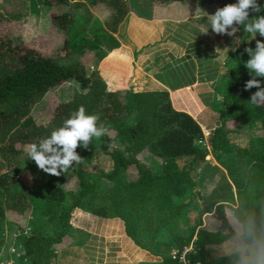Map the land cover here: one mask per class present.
<instances>
[{
    "label": "trees",
    "instance_id": "obj_1",
    "mask_svg": "<svg viewBox=\"0 0 264 264\" xmlns=\"http://www.w3.org/2000/svg\"><path fill=\"white\" fill-rule=\"evenodd\" d=\"M29 0L30 11L25 15L36 13L38 5L47 7V16L51 26L63 36L61 46L48 54L25 47L13 39L0 37V128L9 131L20 125L19 134L13 138L24 139V130L34 123L29 115L30 108L47 92L60 84L75 80L80 88L91 92L97 97L101 94L113 97L112 109L105 108L97 114L98 125H103L106 132L100 137H92L86 148L79 145L75 149L81 157L75 163L74 177L78 187L74 190L65 186L69 180L65 171L59 175L45 173L33 165L34 183L25 187L20 183L8 182L9 177L0 178V186L4 187L7 197L0 200V226L5 219L6 208H26L34 198H39V220L47 218L53 231L47 233L37 226L23 246L24 258L31 264H81L82 255L76 248L82 240L76 241L61 252L55 246L61 244L66 237H74L70 224L71 214L75 209H81L100 217H117L125 226L129 238L141 249L158 254L160 246L152 248V243L143 241L145 218L147 224L155 220V237L161 228H168L181 216L182 204L176 203L185 189L189 188L191 174L197 166L206 163L209 151L196 144L203 139L200 125L188 114L173 109L169 94L162 92H130L131 107L126 110L115 98V93L108 91L106 84L96 70L94 75H88L81 63L75 58L74 52L85 49L93 51L98 60L118 46L117 40L110 32L127 14L124 0H92L94 7L101 5L109 11L105 20V28L97 30L91 37L76 27L77 10L85 6L82 0ZM190 2L193 0H157L160 4L171 2ZM209 3L229 4L235 0H204ZM69 3V4H68ZM15 12V11H14ZM89 16L91 13L88 12ZM15 15V16H14ZM19 14H13L14 17ZM21 16L20 18H22ZM17 21H20L18 18ZM209 27L208 19L199 20ZM243 24L233 23L225 33H214L217 40L230 48L227 61L228 76L224 82L221 102L216 106L217 127L208 138V144L213 152L224 147L234 153L239 160L245 158L251 165V174L244 178L232 176L238 191L241 206L246 211L238 209L236 220L241 226V238L244 247L258 243L261 255L264 257V102L252 103L251 97L258 91L257 87L245 89L250 79L260 81L259 88H264V77L255 76L245 67L251 58L245 49L255 50L256 41L249 33L244 34ZM235 31L233 32V28ZM231 33V35H229ZM242 35V36H241ZM257 41L264 42V37ZM240 45L238 46V44ZM11 57V65L4 59ZM75 58V59H74ZM98 78V82L93 79ZM95 89L97 91L95 92ZM133 114L136 124H130L129 116ZM228 121L237 122L238 126L257 128L259 136L251 137L250 147L238 149L228 145V136L234 131L227 129ZM115 133V137L110 135ZM50 136L46 135L42 139ZM127 140L124 147H117L118 140ZM147 149L151 154L163 160L161 172L153 169L139 158V154ZM106 158V163L94 166L97 157ZM135 167L137 179L130 180L128 172ZM218 169V168H217ZM59 172V169L57 170ZM100 180L112 184V188L103 196L97 190ZM107 197V200L104 199ZM216 204L213 216L216 228L212 231L200 228L193 242L196 246L190 254L192 261L201 264H237L245 257L243 252L206 261L208 244H222L237 235L230 224L225 211L226 203L235 202L232 193L216 194L213 198ZM240 206V207H241ZM144 215L145 216L144 218ZM151 225V224H150ZM184 237L174 233L173 238L178 246L176 257H164L160 264H179L181 252L189 246L192 237ZM77 238V239H78ZM1 243V242H0Z\"/></svg>",
    "mask_w": 264,
    "mask_h": 264
},
{
    "label": "rangeland",
    "instance_id": "obj_2",
    "mask_svg": "<svg viewBox=\"0 0 264 264\" xmlns=\"http://www.w3.org/2000/svg\"><path fill=\"white\" fill-rule=\"evenodd\" d=\"M89 7L93 8L92 0H86ZM126 1V7L128 4L135 10H148L147 8H154L155 6H168V5H189L194 12L205 15L204 19H208V16L214 14L218 8H222L227 4L216 2H205L204 0H193L190 2H171L167 4H160L157 0H124ZM230 2L229 4H235ZM258 5L264 4V0H256ZM38 6H40L38 8ZM36 9H42V5H38ZM98 11L96 13L104 19V13L99 9L101 5H98ZM103 8V7H102ZM15 11V12H14ZM30 11L29 0H0V37H7L13 39L14 42L21 43L25 47L35 49L43 54L53 52L56 47L61 46L63 42V36L56 32L54 26H51L50 20L46 21V12L41 10L36 23L40 19V23L35 26H31L32 15H25ZM248 11V21H251L256 16H264V11L253 12L250 9ZM95 12V11H94ZM19 14L14 17L13 14ZM86 11L83 9L77 10L76 27L81 30L83 27L90 26V21L84 19ZM23 16L22 18H20ZM20 21H17V19ZM107 18H105L106 20ZM201 20V19H200ZM46 23V25H45ZM243 26V25H242ZM235 28V27H234ZM246 31H244V34ZM242 36V35H241ZM91 37V36H88ZM260 35L257 33L252 36L253 40L257 42ZM240 43L238 44V46ZM75 58L81 63L88 75H94L97 70L98 56L93 51H85V49L77 50L74 52ZM74 58V59H75ZM6 60V61H5ZM4 63L11 65V57L4 59ZM229 68V66H228ZM229 73V71H228ZM93 79L98 82V78ZM107 88V87H106ZM97 89H95V92ZM116 95V99L127 110L131 107L129 96L123 92H113ZM114 98L107 97L104 94H93L92 91L86 92L82 90L79 84L75 80L66 81L53 90L47 92L40 100L35 102L31 106L29 115L33 118V125L24 130V134L27 138H13L19 134L21 127L16 125L9 131L0 128V178L9 177L8 182L22 184L25 187H31L34 183V161L30 160L27 155V145L31 143L38 144L40 140L46 135L59 127L63 126V122L68 119L80 106H83L86 114H101L103 109H112V100ZM264 102V101H260ZM99 120V119H98ZM131 125H135V117L133 114L129 116ZM98 122V121H97ZM217 125L208 131H204L205 136L203 139H199L196 144L200 147L206 148L209 153L206 157V163L197 166L196 170L191 174L190 187L185 189L176 203L182 204L183 209L179 219L174 222L168 228H161L160 232L155 237V227L158 222L150 220L147 224V219L144 215L145 230L143 232V241L152 243V248L160 246L159 253L152 255L159 258L160 261L164 257H176L178 253V246L175 242L173 235H182L184 237H190L192 234V240L187 247L189 250L188 256L194 253L196 246L194 241L196 239V233L200 228H206L210 231L216 228L213 211L216 204L213 198L216 194L229 195L233 194L235 202L226 203L225 211L229 218L230 224L236 231L237 235L232 239L222 244H208L206 249L208 250V257L206 261H211L221 257H228L239 252H243L244 258L242 262L237 264H264V257L261 255L260 246L258 243L244 247L239 234L241 233V226L236 220V212L238 209L246 211L247 207L241 206L240 199L237 194L238 191L233 183L232 176L238 178H244L250 176L251 165L248 164L245 158L241 160L230 152L227 147H224L220 151L213 152L211 146L208 144V138ZM227 129L234 131L228 136V145L238 149H246L250 147V139L254 136H259L261 131L257 128H250L247 126H238L235 121H228ZM110 135L115 137V133L111 132ZM128 141L125 139H119L115 146L124 147ZM139 158L144 163L148 164L155 173H160L163 165V160L151 154L147 149L139 154ZM106 163V158L102 155L97 157V167ZM218 168V169H217ZM68 177L66 182L67 189H76L78 187L77 179L74 177L75 163L69 168L64 170ZM128 178L130 180H136L135 167H131L128 172ZM1 181V180H0ZM3 181H1L2 183ZM112 188V184L106 180H100L97 185V190L103 196ZM7 192H4V187L0 186V200L4 201L7 197ZM104 199L107 200V197ZM39 198L36 197L29 202V205L24 209L17 207L16 209L6 208L5 219L0 226V264H31L30 260L24 258L25 249L23 246L24 240L31 235V233L37 229V226L42 227L47 233L53 231L51 225L47 222V218H40L39 209L36 207L39 205ZM241 206V207H240ZM151 224V225H150ZM70 239L66 237L64 241L55 246L57 252L63 250ZM184 251V250H183ZM182 251V252H183ZM181 252V253H182ZM187 256V257H188ZM200 262V261H199Z\"/></svg>",
    "mask_w": 264,
    "mask_h": 264
},
{
    "label": "crops",
    "instance_id": "obj_3",
    "mask_svg": "<svg viewBox=\"0 0 264 264\" xmlns=\"http://www.w3.org/2000/svg\"><path fill=\"white\" fill-rule=\"evenodd\" d=\"M81 3L90 26L80 32L88 37L106 29L109 11L100 7L103 19L96 13L97 6L90 8L86 0ZM42 7L31 14L30 27L40 23L36 19L41 10L46 12L45 22H49L47 7ZM147 9L135 10L128 4L127 14L115 32L109 31L118 46L98 60L97 71L111 92H168L175 111L190 115L202 132L212 130L218 125L214 109L222 100L228 76L229 46L209 30L202 32L205 26L199 20L205 15L194 12L189 5ZM70 224L74 237H68L70 241L62 248L81 238L76 247L82 255L81 264L161 263L127 236L123 221L117 217L75 209Z\"/></svg>",
    "mask_w": 264,
    "mask_h": 264
},
{
    "label": "clouds",
    "instance_id": "obj_4",
    "mask_svg": "<svg viewBox=\"0 0 264 264\" xmlns=\"http://www.w3.org/2000/svg\"><path fill=\"white\" fill-rule=\"evenodd\" d=\"M250 8L253 12L258 13L264 11V4L258 5L256 0H237L235 4L225 5L208 16L209 27L214 33L223 34L226 28L235 22L243 24L244 31L252 36L258 33L264 37V16H256L248 21L247 10ZM209 27L202 28V32H206ZM234 31L235 28H233ZM245 51L251 57L245 63V67L251 70L255 76L264 77V42L257 41L254 51L247 48ZM259 84L260 81L255 79H250L245 84V89L258 88V91L251 97L252 103L258 104L259 101H264V88H259ZM98 119L95 114H86L84 107L80 106L63 122V126L53 130L50 136L40 140L38 144H28V157L43 172L59 175L73 163L81 160L75 151L78 145L81 148H86L92 137H100L106 132V128L102 124H97Z\"/></svg>",
    "mask_w": 264,
    "mask_h": 264
},
{
    "label": "built area",
    "instance_id": "obj_5",
    "mask_svg": "<svg viewBox=\"0 0 264 264\" xmlns=\"http://www.w3.org/2000/svg\"><path fill=\"white\" fill-rule=\"evenodd\" d=\"M203 136L205 133L203 131ZM188 249H185L179 256V264H201L199 261H192L191 258L188 256ZM188 256V257H187Z\"/></svg>",
    "mask_w": 264,
    "mask_h": 264
}]
</instances>
